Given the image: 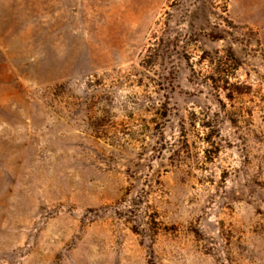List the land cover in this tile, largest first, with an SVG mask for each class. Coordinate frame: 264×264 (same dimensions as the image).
<instances>
[{
	"label": "rangeland",
	"instance_id": "rangeland-1",
	"mask_svg": "<svg viewBox=\"0 0 264 264\" xmlns=\"http://www.w3.org/2000/svg\"><path fill=\"white\" fill-rule=\"evenodd\" d=\"M0 264H264V0H0Z\"/></svg>",
	"mask_w": 264,
	"mask_h": 264
}]
</instances>
